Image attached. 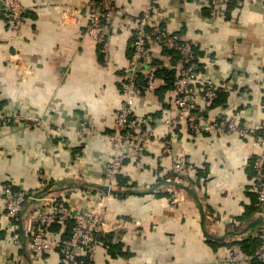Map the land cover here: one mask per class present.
Instances as JSON below:
<instances>
[{
	"label": "crops",
	"instance_id": "1",
	"mask_svg": "<svg viewBox=\"0 0 264 264\" xmlns=\"http://www.w3.org/2000/svg\"><path fill=\"white\" fill-rule=\"evenodd\" d=\"M19 1L24 13L18 31L0 9V192L7 183L52 185L51 193L68 205L103 210L102 235L118 250L99 242L92 257L78 252L75 264H258L254 251L264 205L256 198L251 162L259 149L249 137L165 123L178 111L161 75L134 105L153 132L143 156L129 158L116 184H106L109 135L147 0H114L106 57L87 33L91 0ZM208 5L157 0L154 15L194 44L200 79L232 83L215 106L199 97L204 119L216 126L231 113L243 125H255L264 104V0L227 4L217 17ZM150 51L156 67L178 74L172 54L153 40ZM84 123L93 132H83ZM166 143L170 152L164 155ZM180 155L195 169L169 180L165 169ZM168 187L176 193L174 202ZM3 211L0 194V264H12L15 256L21 258L16 264H64L59 250L32 258L25 246L27 213L16 224L21 242L14 243ZM65 230L55 222L50 236ZM234 246L239 255L230 260Z\"/></svg>",
	"mask_w": 264,
	"mask_h": 264
},
{
	"label": "built area",
	"instance_id": "2",
	"mask_svg": "<svg viewBox=\"0 0 264 264\" xmlns=\"http://www.w3.org/2000/svg\"><path fill=\"white\" fill-rule=\"evenodd\" d=\"M229 0H209V13L212 17L220 16ZM157 0H147L146 5L139 16L133 31L132 51L124 68L121 94L122 101L116 112L114 132L109 135L111 143V157L106 170V184L112 187L124 169L129 158L143 156L147 147V141L153 134L148 127L147 118L135 112L134 105L137 98L147 89L156 87V66L153 64V55L150 51V41L156 42L160 47L174 48L178 51V74L172 82L173 100L172 106L177 109L176 118H165V123L177 125L186 122L194 129L220 133L237 134L241 137H249L252 146L259 151L253 158L251 165L254 170L255 193L258 202L264 205V104L261 107L262 116L255 125H243L234 114L218 119V125L214 126L211 119L195 112L200 110L198 101L201 97L205 103H211L220 92H229L231 81L215 82L210 78L200 79L197 63L193 61L194 44L189 39H182L179 33L169 31L159 19L155 18ZM236 5L241 6L243 0H235ZM0 9L7 18L13 30L18 31L23 23V6L19 0H0ZM90 22L87 33L101 45L103 56L109 53L107 34L112 25L116 13L114 0H91L88 5ZM144 77L145 84L140 85L138 78ZM219 116V115H218ZM218 118V117H217ZM82 131L93 132L85 123ZM170 152L169 144H165L163 154ZM195 167L192 163L180 155L175 157L169 167L165 169L168 179L179 180L183 175L192 173ZM181 181V180H180ZM46 186V184H44ZM40 189H26L15 187L11 183L4 184L0 194L3 196V218L7 222L10 237L17 245L21 242V231L16 227L18 215L26 209L27 202L31 201L27 210V218L30 220L25 231V246L32 254V258L44 252L60 250L63 253L64 264H75L77 253H84L92 257L95 251L97 234L102 232L105 222V214L102 211L87 209L85 207H73L62 199L59 200L51 191L38 193ZM79 190V189H77ZM171 199L174 202L176 193L172 187H168ZM68 220L72 221L70 236L66 239L53 238L50 229L54 222H59L62 227ZM258 246L255 256L258 264H264V220L261 222L258 233ZM239 247L234 246L230 260H236L239 255ZM19 256L12 258V264L20 260ZM11 261V260H10Z\"/></svg>",
	"mask_w": 264,
	"mask_h": 264
},
{
	"label": "trees",
	"instance_id": "3",
	"mask_svg": "<svg viewBox=\"0 0 264 264\" xmlns=\"http://www.w3.org/2000/svg\"><path fill=\"white\" fill-rule=\"evenodd\" d=\"M230 3H234V4H236L235 3V0H229L228 1V5H230ZM132 44H133V36H132V38H131V46H130V53H131V51H132ZM163 49H165L166 51H168L170 54H172L173 55V57L176 59V62L178 63V61H179V58H180V55H179V53H178V51L176 50V49H174V48H165V47H163ZM193 49H194V54H195V57H194V59H193V61L194 62H196L197 63V68H199V61H198V53H197V51H196V48H195V46L193 47ZM130 55V54H129ZM153 64L155 65H157L158 66V64H157V62L154 60V58H153ZM164 67H156V75H161L162 77H164V79H166L165 81L167 82V84H168V87L170 86L171 88L173 87V85H172V82H173V79H174V77H175V75L173 74L174 72H172V71H170V70H165V69H163ZM145 80H144V77H142V76H140L139 78H138V83L140 84V85H144L145 83ZM121 89V88H120ZM227 94V92H220L219 94H218V96L212 101L213 102V104H214V106H215V103H219V102H221V101H223L224 99H225V95ZM211 102V103H212ZM194 111L195 112H197V113H199V114H201V115H203L204 117H206L207 115H206V111H204V110H199L198 108H194ZM121 175V174H120ZM120 177V176H119ZM118 177V178H119ZM52 185H48V186H46V187H44L42 190H40V191H38V193H43V192H48V191H51V189H52V187H51ZM30 204H31V201L30 202H27V205H26V209H24L19 215H18V219H17V223L18 222H20V220H22V218L26 215V213H27V210H28V208L30 207ZM263 220H264V218H262V222H263ZM55 223V222H54ZM53 223V224H54ZM53 224H52V226H53ZM72 221L71 220H68L67 222H66V229H67V231L65 230V231H63L62 232V234H60V238L61 239H66V238H68L69 236H70V233H71V227H72ZM52 228V227H51ZM57 229V228H56ZM56 229H54V230H56ZM58 230V229H57ZM96 238H97V241L98 242H102L110 251L112 250H118V245L119 244H112L111 242H110V238L109 237H107V236H103L102 235V232L101 233H98L97 234V236H96ZM257 246H258V242H257ZM257 248V247H256ZM256 250V249H255ZM60 251V250H59ZM61 255H63V253L61 252ZM124 255H126V253L124 254ZM254 256H255V251H254ZM256 257V256H255ZM256 259H257V257H256ZM258 260V259H257Z\"/></svg>",
	"mask_w": 264,
	"mask_h": 264
}]
</instances>
